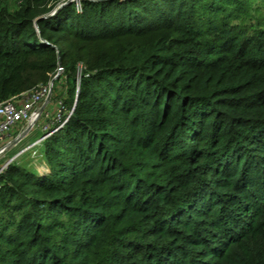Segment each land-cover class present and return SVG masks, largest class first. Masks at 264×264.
<instances>
[{"label": "trees", "instance_id": "obj_1", "mask_svg": "<svg viewBox=\"0 0 264 264\" xmlns=\"http://www.w3.org/2000/svg\"><path fill=\"white\" fill-rule=\"evenodd\" d=\"M61 1L0 0V102L62 66L75 107L0 175V264H264L261 1Z\"/></svg>", "mask_w": 264, "mask_h": 264}, {"label": "rangeland", "instance_id": "obj_2", "mask_svg": "<svg viewBox=\"0 0 264 264\" xmlns=\"http://www.w3.org/2000/svg\"><path fill=\"white\" fill-rule=\"evenodd\" d=\"M9 1H15V0H9ZM259 5H263L264 3L262 0H259ZM83 2L84 0H62L56 8H60L58 11L61 10L64 6L67 4H75V9L78 13L82 12L83 9ZM253 2H255L253 0ZM252 1H250L251 4H254ZM259 6V7H263ZM257 11L253 13L254 17L262 16L264 18V8H256ZM177 42L179 44V34L176 35ZM185 46V44H182ZM112 50L117 49L116 46H110ZM179 48V47H178ZM96 54V53H94ZM87 72V66L80 67L78 74L76 76L77 86H75V94L78 97V93L81 89V83L82 79L85 78ZM85 75V76H84ZM87 76H90L87 74ZM53 91L50 96L49 102L47 105L43 108L39 118L35 121L33 124V127L31 131L28 132V134L20 139L19 144L17 146L11 148L10 150L4 152L2 156L0 157V167L5 166L8 164V167L11 164H18L21 166L26 167L31 172H34L35 174L39 176H47L50 175L52 172V169L50 165L48 164V159L46 157V151H45V142L55 133L63 129L68 121L71 115L73 114V110H71L68 105H66V100L70 98L69 92L72 90V82L68 79V75L65 71V69L60 66L59 69L55 72V75L53 76ZM76 97V101H77ZM63 101L65 104V110H60L59 102ZM67 115H70V117L67 119ZM51 133V135H48V137L40 142L37 146L26 150V146H28L31 143L39 142L41 138H43L44 135H47L48 133ZM17 131L15 130L11 136L7 138V140L14 139L16 137Z\"/></svg>", "mask_w": 264, "mask_h": 264}, {"label": "built area", "instance_id": "obj_3", "mask_svg": "<svg viewBox=\"0 0 264 264\" xmlns=\"http://www.w3.org/2000/svg\"><path fill=\"white\" fill-rule=\"evenodd\" d=\"M53 79L19 96L12 97L0 102V157L4 152L19 144L20 139L31 131L33 124L39 118L43 108L49 102L53 91ZM60 110H65L63 101L59 102ZM70 115H67V119ZM17 131L14 139L7 140L14 131ZM48 135H44L39 142H34L26 146L29 150L45 140ZM8 168V164L0 167V175Z\"/></svg>", "mask_w": 264, "mask_h": 264}, {"label": "water", "instance_id": "obj_4", "mask_svg": "<svg viewBox=\"0 0 264 264\" xmlns=\"http://www.w3.org/2000/svg\"><path fill=\"white\" fill-rule=\"evenodd\" d=\"M60 8H55L53 9L49 14H47L45 17H50L53 16L54 14H56L58 12Z\"/></svg>", "mask_w": 264, "mask_h": 264}]
</instances>
